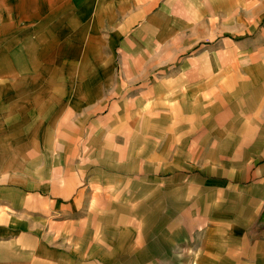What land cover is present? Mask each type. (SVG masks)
Returning a JSON list of instances; mask_svg holds the SVG:
<instances>
[{
	"label": "crops",
	"instance_id": "obj_1",
	"mask_svg": "<svg viewBox=\"0 0 264 264\" xmlns=\"http://www.w3.org/2000/svg\"><path fill=\"white\" fill-rule=\"evenodd\" d=\"M154 1L94 0L137 55L83 136L61 116L0 170V264H264V27L170 75L143 60L257 0Z\"/></svg>",
	"mask_w": 264,
	"mask_h": 264
},
{
	"label": "rangeland",
	"instance_id": "obj_2",
	"mask_svg": "<svg viewBox=\"0 0 264 264\" xmlns=\"http://www.w3.org/2000/svg\"><path fill=\"white\" fill-rule=\"evenodd\" d=\"M160 1L165 0H155L150 13L159 10ZM93 2L0 0L2 172L12 165L23 167H19V158H24L26 150L50 141L61 116L65 124L78 127L80 121L83 136L91 115L104 108L105 96L113 88L120 91L126 73L121 55L132 60L137 52L120 53L122 38L112 36L109 22L104 21L110 16L105 13L107 6ZM238 14L242 19L237 26L232 22L221 25L217 20L202 22L200 27L195 21L193 32H201L178 44L177 52L147 54L144 61H156L147 70L170 75L175 63L185 59L236 41L243 46L264 27V0H257L256 5L241 4Z\"/></svg>",
	"mask_w": 264,
	"mask_h": 264
}]
</instances>
